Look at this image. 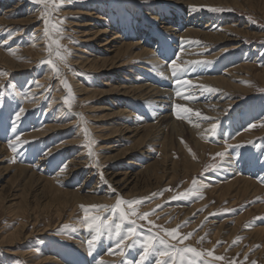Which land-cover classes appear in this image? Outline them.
Returning a JSON list of instances; mask_svg holds the SVG:
<instances>
[{
	"label": "rangeland",
	"instance_id": "374dc122",
	"mask_svg": "<svg viewBox=\"0 0 264 264\" xmlns=\"http://www.w3.org/2000/svg\"><path fill=\"white\" fill-rule=\"evenodd\" d=\"M101 30L106 35L94 40ZM220 35L222 41L214 39ZM123 44L138 46L126 50ZM142 50L149 54L141 56ZM101 62L104 72L95 73ZM172 62L186 71L174 77ZM210 78L228 82L217 85ZM138 86L168 95L162 105L176 125L166 126L157 144L135 143L143 134L133 123L157 126L162 118H155L156 102L129 89ZM0 101V264H33L43 257L58 264H133L150 235L200 253L176 255L170 264H264V190H243L248 180L264 189V0H62L58 7L0 0ZM175 105L191 111L178 118ZM19 109L17 132L31 143L13 152L8 121ZM249 132L254 135L244 138ZM237 145L242 147H232ZM123 149L131 153L126 160L116 156ZM117 172L128 173L130 184L113 185ZM118 198L141 201L132 209L122 205L138 232L119 247L114 229L97 233L84 220V209L98 206L90 215L119 222L111 212ZM21 202L24 211L17 209ZM144 213L149 215L139 219ZM173 229L176 239L166 234ZM93 236L98 239L89 255ZM184 236L189 238L181 241ZM167 259L152 254L146 264Z\"/></svg>",
	"mask_w": 264,
	"mask_h": 264
},
{
	"label": "snow or ice",
	"instance_id": "6c2138e0",
	"mask_svg": "<svg viewBox=\"0 0 264 264\" xmlns=\"http://www.w3.org/2000/svg\"><path fill=\"white\" fill-rule=\"evenodd\" d=\"M37 2L39 3H44L45 6L48 5H53V6H59L62 3V0H37ZM213 11H215V9H213ZM46 27H45V32L44 35L48 36L49 35V30H48V22L46 21ZM53 30L59 31V29L56 28L55 25H52ZM55 43V41H54ZM57 56L63 60L64 57L57 52ZM47 63H51V61H46ZM46 62H42V63H46ZM199 63V62H197ZM171 68H172V75L174 77L179 76L181 73L185 72V69H182L180 67L179 64L172 62L171 64ZM176 84H180L182 83V81L180 79H176L175 80ZM184 84H188L187 80L183 81ZM207 91L211 92L213 91L212 89H207ZM177 96H180L181 93L177 92L176 93ZM64 103L70 106V99L69 98H65ZM4 101H0V111H2V109L4 108ZM175 109H177V113L176 115L178 116V118L184 114L186 115L187 113H189L191 111V109L189 108H185V107H181L180 105H175L174 106ZM23 109H19V110H15L10 118V120L8 121L9 124V129L11 130V132L13 133V136L15 137V142L10 143V148L12 149L13 152L17 151V146L23 147L24 145H27L31 142L28 141H21L20 136L17 132V129L20 125V123H22V116L21 113L23 112ZM197 116H199V113H196ZM251 127H255V125H251ZM217 129V125L213 124L211 126V129L209 130L213 135H215ZM233 148L235 147H242V145H237V146H232ZM218 156H224L225 153L221 152L217 154ZM262 183H264V180L261 181ZM181 196H188L189 193H181ZM178 198V197H177ZM141 201L139 200H131V201H124L122 199H117L115 206L111 208V212L113 213V215L118 213V218H119V222H115L114 225L112 223H110V221L112 220V217H102L99 215H90V213L92 211H98V206H91L90 208H86L84 209V220L86 222H88V227L89 228H95L97 233H101L104 229H107V231L111 234L113 233V229H114V234L119 238L118 241V245L117 247H119V244H122L125 240H128L130 238H135L138 232V228L135 225V221H130L128 220V213H126L125 211L122 210V205H127L128 209H132L133 205H138L140 204ZM132 216L137 215L135 211L131 212ZM149 215V213H144L142 216L139 217V219L143 220L145 219L147 216ZM125 223L129 224L130 226H128L126 228V234L125 235H121L123 226L125 225ZM149 232H151V229H149ZM168 236H170L172 239H176L177 237V230L173 229L169 232L166 233ZM188 236H184L181 238V241L188 239ZM98 237L97 236H93L91 239H89L87 241L88 243V248H89V255L92 254V247H93V243L94 241H97ZM162 245L165 246L166 250L165 251H159L156 245ZM127 247L129 249H131L133 247L132 244H128ZM141 247L143 249L142 253L139 256V260L137 261H133V264H146V261L148 260L149 256L152 254H155L159 257H166L169 258L167 260H157L156 264H170V261L174 262L175 260V256L179 255L181 257V259L183 258L184 254L187 253H191L194 256H200V253L196 251L195 248L192 247H185V248H174L170 245L166 244V241L159 236L156 235H150L146 240L141 241ZM121 251H123L121 249ZM209 256H212V253L209 252L208 253ZM216 260H221L222 257L220 256H216L215 257Z\"/></svg>",
	"mask_w": 264,
	"mask_h": 264
},
{
	"label": "bare ground",
	"instance_id": "6f19581e",
	"mask_svg": "<svg viewBox=\"0 0 264 264\" xmlns=\"http://www.w3.org/2000/svg\"><path fill=\"white\" fill-rule=\"evenodd\" d=\"M187 1H189V0H187ZM169 25V24H168ZM168 27V26H167ZM100 29V28H99ZM168 29H170L169 27H168ZM83 30V29H82ZM36 31V30H35ZM79 31V30H78ZM106 32L107 31H105V30H101L97 35H96V38L94 39V40H97V39H101L102 37H104L105 35H106ZM189 34H191L192 36H198L199 37V34L197 33V32H193V31H190L189 32ZM177 36V35H176ZM206 36V35H205ZM211 36V35H210ZM213 36V35H212ZM217 37V36H216ZM214 38V39H217V40H220V41H222L223 39H224V37L223 36H218L217 38ZM204 38V37H203ZM104 39V38H103ZM119 38L116 36V37H113V39H111V40H109L110 42H111V44L112 45H115V44H117V40H118ZM208 39H209V37H208ZM90 40V39H89ZM102 40V39H101ZM119 42V41H118ZM109 45V42H106V43H104L103 44V46H108ZM122 47L123 46H125L123 49H131V48H133V46L134 47H137L138 45H131V44H123V45H121ZM110 47V46H109ZM122 47L121 48H119V50H123L122 49ZM104 48V47H103ZM7 50V49H6ZM118 50V49H117ZM119 50L117 51V52H119ZM181 50V49H180ZM31 53V52H30ZM120 53V52H119ZM119 53H117V54H115V59H114V61H115V64H117L118 63V59H119V56H118V54ZM180 53V52H179ZM188 53V52H187ZM190 53H194V51H191ZM147 54H149V52L148 51H146V50H142L141 51V56L142 55H147ZM181 54V53H180ZM31 55V54H30ZM190 55V54H189ZM165 56V55H164ZM186 56H188L187 54H185V57L183 56V59L185 60V58H186ZM191 58V57H190ZM187 59V58H186ZM204 59V58H203ZM156 60V59H155ZM181 60V59H180ZM188 60V59H187ZM156 61H159V60H156ZM165 61V60H164ZM184 62V61H183ZM187 62V61H186ZM159 63H160V61H159ZM83 64H84V62H83ZM94 64H96V63H94ZM164 64V63H163ZM166 64H168V63H166ZM2 65V64H1ZM164 66V65H163ZM87 67V66H86ZM104 67H105V62H101V65L96 69V70H94V72L95 73H102V72H104ZM86 69V68H85ZM241 69H243V67H241V68H239V70H241ZM212 70V69H211ZM240 72V71H239ZM170 75V74H169ZM216 76V75H215ZM201 77V76H200ZM203 77V76H202ZM229 78V77H228ZM137 79H133V81L134 82H137L136 81ZM182 80V79H181ZM196 80H197V78H196ZM201 80V79H200ZM227 79H225V78H214V79H209L207 82H210V83H215V84H217V85H222V83L223 82H228V81H226ZM142 81V80H141ZM198 81H199V79H198ZM133 82V83H134ZM143 82V81H142ZM107 83V82H106ZM144 83V82H143ZM192 83V82H191ZM201 83V82H200ZM198 84V83H197ZM205 85H206V83H204ZM151 85V84H150ZM149 85V86H150ZM193 85H196V84H194L193 83ZM201 85V84H200ZM129 86V85H128ZM131 86V85H130ZM194 87V86H193ZM159 88V87H158ZM182 88H184V87H182ZM192 88V87H191ZM202 87H199V89H201ZM119 89V88H118ZM122 89V88H121ZM130 89V91L131 92H134V93H138V99H140V100H143V99H145L144 101L146 102V100H150V101H148V102H150V103H155L156 102V104H154V107H155V111H156V117L155 118H157V117H159V116H162V118H161V120L159 121V125H157V126H152V125H144V126H142V127H138V125L136 124V123H133L132 125H133V130H135V131H137V132H140L141 134H143L142 136H140V137H138V139L136 140V142L135 143H138L139 145H141V144H147V143H149L150 142V144H151V142L152 143H156L157 141H158V138L162 135V133H160V132H164V129H165V127L166 126H168L169 124V126H171V129L173 130V128L175 127V125H176V123L174 122H172L171 123V121L169 120V118H168V116H167V108H164V106L162 105L163 104V101H162V98H164V96H166L167 95V93L166 92H163V91H158V90H156V89H154L153 88V86H152V88L151 87H144V86H138V87H134V88H132V87H130L129 88ZM185 89H186V87H185ZM80 90V89H79ZM188 90V89H187ZM186 90V91H187ZM191 91H192V89H190ZM196 90H197V88H196ZM202 90V89H201ZM127 91V90H126ZM167 91V90H166ZM181 91V90H180ZM183 91H185L184 89H183ZM185 91V92H186ZM194 91H195V89H194ZM206 91V90H205ZM80 92L81 93H83V94H86L87 93V91L86 90H84V89H82V90H80ZM117 92V91H116ZM128 92V91H127ZM171 92V91H170ZM209 92V91H208ZM168 93H169V91H168ZM175 93V92H174ZM177 93V92H176ZM180 93H182V92H180ZM201 93V92H200ZM101 94H103V95H110L111 93L110 92H104V91H102V93ZM189 94V93H188ZM191 94V93H190ZM188 95V96H190L191 97V95ZM192 94H193V91H192ZM125 95H126V93H125ZM170 95H172V93L170 94ZM184 95V93L181 95V96H183ZM201 95V94H200ZM33 96V95H32ZM168 96V95H167ZM175 96V95H174ZM211 96V95H210ZM173 97V96H172ZM176 97H177V95H176ZM189 97V98H190ZM193 97H194V95H193ZM192 97V98H193ZM200 98H202V96H199ZM198 97V98H199ZM154 98H158L159 100L157 101V100H155ZM167 98H170V97H167ZM188 98V97H187ZM188 98V99H189ZM195 98H197L196 96H195ZM173 99V98H172ZM177 99V98H176ZM210 99V98H209ZM179 100H182V99H180L179 98ZM196 100V99H195ZM54 101V100H53ZM185 101H187V100H185ZM58 102V101H57ZM175 101H170L169 103H170V105L171 104H173ZM178 102V101H177ZM183 102V101H182ZM196 102V101H195ZM53 103V102H52ZM115 103V102H114ZM148 104V103H147ZM211 104V103H210ZM146 105V104H145ZM169 105V104H168ZM212 105V104H211ZM210 105V106H211ZM214 106V105H213ZM103 107V106H102ZM212 107V106H211ZM51 108V107H50ZM49 108V109H50ZM174 108V107H173ZM149 109V108H148ZM157 109H159L158 111H157ZM198 109V108H197ZM207 109V108H206ZM208 110V109H207ZM150 111H151V109H150ZM174 111V110H173ZM216 111V110H215ZM32 112V111H31ZM152 112V111H151ZM150 112V113H151ZM204 112H206V111H204ZM203 112V113H204ZM62 113V112H61ZM119 114H121V111H119L118 112ZM155 113V112H154ZM117 114V113H116ZM166 114V115H165ZM132 115V114H131ZM165 115V116H164ZM173 115V114H172ZM172 115H170L169 114V117H172ZM175 115V114H174ZM189 116V115H188ZM195 116H193V118H194ZM219 117V116H218ZM159 119V118H158ZM59 120V119H58ZM156 120V119H155ZM172 120V119H171ZM194 120V119H193ZM190 121V120H189ZM204 121V120H203ZM193 122V121H192ZM209 122V121H208ZM190 123H191V121H190ZM237 123V122H236ZM198 124V123H197ZM200 124V123H199ZM207 125V124H206ZM68 126V125H67ZM180 126V125H179ZM173 127V128H172ZM181 127H183V126H181ZM180 127V128H181ZM198 127V126H197ZM193 128H196V127H193ZM138 129H139V131H138ZM175 129V128H174ZM183 129V128H182ZM181 129V130H182ZM179 130V129H178ZM195 130V129H194ZM127 132H128V129L126 130ZM125 131V132H126ZM170 131V130H169ZM180 132V131H179ZM182 132V131H181ZM185 132H187V131H185ZM264 132V131H263ZM45 133V131L44 132H41V133H39V134H37V135H39V136H42L43 134ZM112 133H115V132H112ZM160 133V134H159ZM250 134H248V133H246L244 136L243 135H241V136H243L244 138H250L251 136H253L254 134L253 133H251V132H249ZM177 134H178V131H177ZM181 134V133H180ZM253 134V135H252ZM136 135H139L138 133H136ZM195 135V134H194ZM206 135V134H205ZM209 135V134H208ZM27 137H28V135H26ZM179 136V135H178ZM240 136V137H241ZM78 137V136H77ZM195 137V136H194ZM26 138V137H25ZM24 139V138H23ZM129 139H131V138H129ZM193 140H194V138H193ZM252 140H253V138H252ZM197 141H198V139H197ZM197 141H195L194 140V146L196 145V146H198L201 150H202V147H204V146H202V145H200ZM234 141H236V140H234ZM240 141V140H239ZM234 143V142H233ZM157 144V143H156ZM156 144L154 145V147L156 146ZM229 145V144H228ZM108 147V146H107ZM164 147V146H163ZM113 148V146H111V145H109V148H107L106 150H109V149H112ZM159 148V147H158ZM140 149V148H139ZM145 149V148H144ZM143 150V149H142ZM228 150V149H227ZM3 152V151H2ZM132 152V151H131ZM219 152V151H218ZM1 153V152H0ZM129 154H131V153H129V150H125V149H123L122 151H119V152H117V157L119 158V159H122V160H126L127 159V156L129 155ZM141 155H143V154H147L146 152H144V151H142L141 153H140ZM149 158V157H148ZM41 160V159H40ZM43 160V159H42ZM155 160V159H154ZM38 162H39V160H38ZM158 162V161H157ZM160 162V161H159ZM154 164V163H153ZM169 164V163H168ZM150 165V164H149ZM148 165V166H149ZM170 165V164H169ZM72 166V165H71ZM132 166V165H131ZM133 166H139V164H135V165H133ZM37 167V166H36ZM130 168V167H129ZM151 168V167H150ZM149 168V169H150ZM152 168H153V166H152ZM155 168V167H154ZM160 168V167H159ZM36 169V168H35ZM18 170V169H17ZM19 170H21V169H19ZM152 170V169H151ZM156 170V169H155ZM160 170H161V168H160ZM22 171H23V169H22ZM73 170H70L69 172H72ZM167 172V171H166ZM62 173V172H61ZM156 173V172H155ZM251 173V172H250ZM264 173V172H263ZM36 174V173H35ZM35 174L34 173H31V175H30V178H34V176H35ZM70 174V173H69ZM20 175H21V173H20ZM155 175V174H154ZM253 175V174H252ZM57 176V175H56ZM163 177V176H162ZM41 178V177H40ZM145 178V177H144ZM222 178H224V177H222ZM108 179H110V178H108ZM129 175H128V173H124V172H117L115 175H114V177H112L111 178V182H113V185H119V186H121L122 185V187H126L128 184H130V182H128L129 180ZM41 180V179H40ZM244 180V179H243ZM262 180V179H261ZM28 181V180H27ZM48 181V180H47ZM261 182V181H260ZM39 183V182H38ZM40 183H41V181H40ZM132 183V182H131ZM237 183V182H236ZM69 185V184H68ZM51 186V185H50ZM118 188V187H117ZM262 187H257L252 181H250V180H248L247 182H246V184L243 186V190H246V189H248V190H252L254 193L255 192H260V191H263L264 189H261ZM44 189V188H43ZM50 189H52V188H50ZM121 189V188H120ZM124 189V188H123ZM55 190V189H54ZM56 192H60V191H58L57 189L55 190ZM43 192V191H42ZM247 192V191H246ZM75 194L73 193V196H74ZM251 195V194H250ZM76 196V195H75ZM85 197V196H84ZM252 197V196H251ZM81 198V197H80ZM92 199V198H91ZM238 199V198H237ZM93 200V199H92ZM78 202V201H77ZM87 202V201H86ZM72 203V202H71ZM81 203V202H80ZM85 203V202H84ZM21 205H18V207H17V209L18 210H23L24 209V207H25V205H23L22 204V202L20 203ZM51 207V206H50ZM28 208V207H27ZM55 209V208H54ZM46 210V209H45ZM24 211V210H23ZM22 211V212H23ZM26 211V210H25ZM50 211V210H49ZM21 212V211H20ZM21 212V213H22ZM28 212V211H27ZM24 214V213H23ZM162 214V213H161ZM39 215V214H38ZM64 216V215H63ZM60 218V217H59ZM86 230V229H85ZM260 231H262V232H264V226L263 227H261V230ZM215 234H217L216 232H215ZM15 237H14V235H12L11 236V238L10 239H14ZM6 248V247H5ZM7 249V248H6ZM11 250V249H10ZM14 251V250H13ZM32 251V250H31ZM43 252V251H42ZM25 253H28V252H25ZM24 253V254H25ZM33 254V253H32ZM36 254V253H35ZM31 255V254H30ZM14 256V255H13ZM23 256V255H22ZM33 256V255H32ZM35 256V255H34ZM119 256V255H118ZM26 257V256H25ZM29 257V256H28ZM37 257H39V256H36V258ZM47 257V256H46ZM44 258V257H43ZM43 258H41L40 260H35L34 259V261H30V262H32L33 264H58V263H55V261L53 262L52 261V259H49V258H45V259H43ZM53 258V257H52ZM29 259V258H28ZM31 259V258H30ZM29 259V260H30ZM27 260V259H26ZM54 260V259H53ZM8 261V260H7ZM57 262V261H56ZM29 263V262H28ZM29 264H31V263H29Z\"/></svg>",
	"mask_w": 264,
	"mask_h": 264
}]
</instances>
